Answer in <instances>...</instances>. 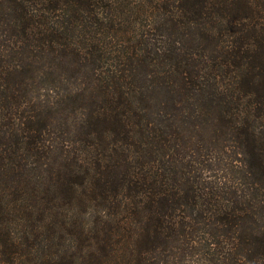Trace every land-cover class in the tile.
<instances>
[{
  "label": "trees",
  "instance_id": "trees-1",
  "mask_svg": "<svg viewBox=\"0 0 264 264\" xmlns=\"http://www.w3.org/2000/svg\"><path fill=\"white\" fill-rule=\"evenodd\" d=\"M0 264H264V0H0Z\"/></svg>",
  "mask_w": 264,
  "mask_h": 264
}]
</instances>
